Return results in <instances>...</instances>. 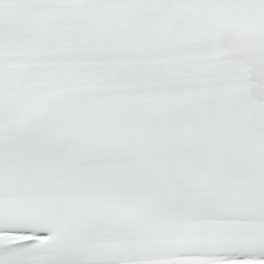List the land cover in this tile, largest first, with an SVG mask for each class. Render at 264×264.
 <instances>
[{
    "label": "snow or ice",
    "instance_id": "snow-or-ice-1",
    "mask_svg": "<svg viewBox=\"0 0 264 264\" xmlns=\"http://www.w3.org/2000/svg\"><path fill=\"white\" fill-rule=\"evenodd\" d=\"M0 264H264V0H0Z\"/></svg>",
    "mask_w": 264,
    "mask_h": 264
}]
</instances>
